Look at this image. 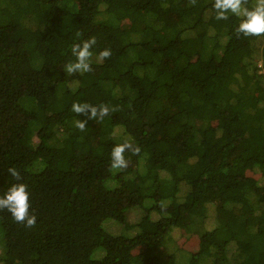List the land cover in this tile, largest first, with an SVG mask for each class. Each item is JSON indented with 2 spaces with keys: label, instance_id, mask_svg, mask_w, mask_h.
Instances as JSON below:
<instances>
[{
  "label": "trees",
  "instance_id": "1",
  "mask_svg": "<svg viewBox=\"0 0 264 264\" xmlns=\"http://www.w3.org/2000/svg\"><path fill=\"white\" fill-rule=\"evenodd\" d=\"M212 5L0 0V193L16 167L38 217L0 211V264H264V35ZM93 36L92 71L68 75ZM125 141L139 152L111 169ZM130 211L129 234L103 228Z\"/></svg>",
  "mask_w": 264,
  "mask_h": 264
},
{
  "label": "clouds",
  "instance_id": "2",
  "mask_svg": "<svg viewBox=\"0 0 264 264\" xmlns=\"http://www.w3.org/2000/svg\"><path fill=\"white\" fill-rule=\"evenodd\" d=\"M215 19L217 21L229 20L232 16L238 18L239 23L235 28L236 34L244 37H258L264 35V0H256L252 7L246 6L245 0H213ZM96 38L93 36L80 43L71 46V54L74 61L69 62L63 68L68 75L75 73L84 74L92 71L93 46ZM112 55L110 48L101 50L97 56L98 61H103ZM71 111L76 114L88 113L90 119H103L110 112L107 105L99 106L88 103L73 102ZM87 121L80 119L75 121V127L83 131ZM139 152V148H133L130 141L115 144L110 153V168L121 170L128 166L125 156L126 151ZM8 174L12 183L7 189L0 193V211L7 210L12 219L31 228L37 224L38 217L30 211L31 191L26 182L21 180V172L16 167H9Z\"/></svg>",
  "mask_w": 264,
  "mask_h": 264
},
{
  "label": "rangeland",
  "instance_id": "3",
  "mask_svg": "<svg viewBox=\"0 0 264 264\" xmlns=\"http://www.w3.org/2000/svg\"><path fill=\"white\" fill-rule=\"evenodd\" d=\"M103 174H104V176H106V175H108V172L105 171ZM107 186H111L110 182L107 183ZM125 195L128 196L129 193L127 192ZM128 200H129V197L127 199H126V197L125 198L123 197L122 201L126 202ZM123 204H124V202H123ZM123 204H122V202L120 204H118V211L119 212L120 211L122 212ZM95 210H96L95 213L97 214V217L103 218L104 216H106L104 207H96ZM129 213H127L126 220L124 222H119L113 218H107V219L103 220L102 221L103 228L106 229L107 231L111 232V233H114V234H119V235L120 234H129V231L126 229L127 224L130 223L131 220H133L136 217V216H133V212H131L130 214ZM179 240H182V237H179L178 241ZM2 255H3V247H2V239L0 236V258L2 257Z\"/></svg>",
  "mask_w": 264,
  "mask_h": 264
}]
</instances>
